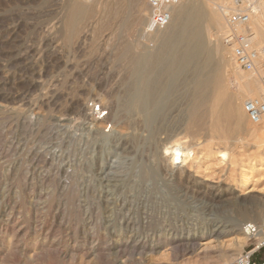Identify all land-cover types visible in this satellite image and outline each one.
<instances>
[{
    "label": "rangeland",
    "instance_id": "obj_1",
    "mask_svg": "<svg viewBox=\"0 0 264 264\" xmlns=\"http://www.w3.org/2000/svg\"><path fill=\"white\" fill-rule=\"evenodd\" d=\"M97 1L94 13L80 26L86 36L76 43L75 37L68 40L64 33V0H0V264H155L164 259L173 264L185 257L200 260L206 254L214 259L221 251L236 256L248 241L245 238L237 250L232 243L235 233L215 239L207 250L200 244L207 238L180 242L173 233L201 228L207 222L205 196L197 190L211 188H200L198 183L218 185L217 193L230 200L225 206L233 204L236 194H252L249 202L254 211L247 218L241 216L240 223L264 227V131L255 136L240 134L236 146L233 137L224 142L214 136L210 139L214 147L208 152L201 143L197 145L208 139L206 130L194 133L199 139L194 134L186 135L189 141L185 138L179 124L180 101L172 99L166 107V121H162L166 130L156 133L143 151L133 149L130 154L136 156L134 160L147 158L155 146L181 136V141L189 143L199 140L195 147L201 154L197 152L184 165L183 173L174 164L173 170L152 179H142V174L140 178L133 158L119 159L116 133L98 136L96 126L73 103L82 97L87 105L98 104L104 90L121 85L132 61L128 49L133 0ZM229 1L209 3L214 2L210 4L218 12L216 5ZM149 40L154 46L148 49L158 47L156 40ZM218 43L223 46L221 37ZM230 63L236 74V80L228 84L232 89L249 74ZM126 122L132 125L133 121ZM110 124L100 129L109 132ZM262 124L249 122L248 127ZM137 140L125 141L130 148L142 141ZM216 147L225 148L230 159H217ZM252 163L261 169L248 173ZM121 174L125 177H118ZM245 177H250L247 188L254 186L255 190L239 195ZM225 206L213 207V214L224 219L234 216L233 211H220ZM34 250L40 251L39 257Z\"/></svg>",
    "mask_w": 264,
    "mask_h": 264
},
{
    "label": "bare ground",
    "instance_id": "obj_2",
    "mask_svg": "<svg viewBox=\"0 0 264 264\" xmlns=\"http://www.w3.org/2000/svg\"><path fill=\"white\" fill-rule=\"evenodd\" d=\"M100 1H97V3ZM209 1L210 0H180L172 10L170 22L163 29L148 35L144 32V25L146 24L145 22L147 21L148 15L147 2L144 0H133L134 15L129 29L132 37V39H129L131 40V44L129 41L131 47L126 43L127 46L130 47L128 51L131 53L132 61L129 63L130 66L126 72L125 78H122L120 82L121 85H111V87H109L110 89L102 92V96L98 100L99 103L96 104L99 107L98 112H94L92 108L85 104L82 97H79L73 102L75 108L83 114L84 118L89 119L92 126H96V134H98V136L107 138L113 133H116V144L120 150L118 153L119 159L124 157H128L129 159L133 158L132 162L135 161L136 167L140 172H138L140 175L138 176L141 178L143 175L142 179L145 176L152 179L161 175L163 171H168L169 169L173 170L172 168L174 164H177L179 173H183L184 165H187L188 162L194 160L196 153L201 150L198 151V148H196L197 146L195 147V144L197 141L199 142V140H195L196 143L191 140L192 143L188 142L189 139L186 136L188 134L191 135L200 130H206L205 132L208 134L202 132L205 134V137L208 136V139L206 140L205 138V141L202 139V142L204 141V143L202 144V142H199L197 145L201 143L203 149L210 152L209 150L214 147H212L213 142L210 141L215 137L219 139L221 138V141L224 142L227 141L226 139L228 137H233L232 143L233 146H236V144L239 143L237 138L242 137L240 134L248 133L251 136H255L261 135L264 131V115L259 123H263L260 127H248L250 121L243 108L244 99L260 95L259 93L260 90H262V87L259 78L246 72L249 75H246L239 81L235 82V86L233 85L234 88L231 89V87L228 86L231 80H236V74L233 72L234 70L232 71L229 67L231 64L230 62H233V60L230 51L224 45L220 46V43H218L219 38L224 32L222 30L223 13L220 6L226 2L217 5L215 4L218 13L213 9L214 6H211L214 2H210L212 3L210 4ZM112 2L114 3V1ZM93 3H95V0H64L61 10L67 11V16L65 20H63V23L65 24H62L65 25L64 28H66V32L64 33H66L65 35L68 40L75 37V40L73 41L80 43V41L84 39L86 32L85 30H81L80 26L84 19L86 20L88 17L90 18L94 13ZM253 12L254 13L250 16V20L247 23V28L250 31L252 43L256 44V42L260 40H263L264 42V0L256 1L253 6ZM117 15L118 14L116 13V18ZM149 39H154L158 43V47L154 50L148 49L149 47L144 45L145 41ZM172 99H174L175 102L180 101L179 104H177L178 111L182 117L179 124L181 127L183 126L185 132L184 135L186 136L184 137L188 139V141H181V139H183L181 136V139H174L161 147L158 145L155 146L154 150H150V154L152 155L147 158L140 156L138 160H134V157L136 158V156L133 157L130 154L132 150L134 149L135 152L141 151L147 143L155 140L156 133H159L166 128L163 126L164 123H162V121L166 118V107ZM127 116H132L133 120H127ZM126 121H133L131 123L132 125ZM165 121L166 120H164V122ZM105 123H111L109 127L110 129L112 128V130L106 132V130L104 131L100 129L101 125H104ZM105 127L107 128V126ZM181 134L178 133V135ZM196 136L197 135H195V137ZM200 137L201 136H199V138ZM126 138H132V140L138 139L137 141L140 139L142 141L130 145V148H128L125 141ZM199 138L197 136L195 139ZM235 138L236 140H234ZM259 138L261 137L259 136ZM219 148L220 147H216L215 150V153L217 154L216 158L221 162L228 161L230 159L228 151L225 148ZM125 163H127V161H125ZM189 165L191 164L189 163ZM259 169H261V166L255 169V164L252 163L248 173H254ZM110 175L112 176V174ZM122 176V174L118 175V177L121 178ZM249 178L250 177H245L243 179V182L240 185L241 190H239V195L247 194L255 190L254 186L247 188ZM198 184L201 185L200 188L203 186L211 188L210 190H197V193H200L201 196H205L203 201L209 209V212L207 213L209 215L207 222L204 227L201 228H189L186 231H180L179 233L175 231L173 236L180 242H194L202 237L207 238L206 241L202 242V240L200 243L203 246V250H207L215 245V239L235 233V237H233L234 242L232 243L237 244V250H239L241 243L247 238L246 225H248L240 223V217L247 218L248 214L254 211V208H252L253 204L249 202L254 196L250 193L243 197L234 194L235 196L232 199L233 204H231V206H225L228 205L227 203H229L230 200L228 201V199L222 198V196L217 193L218 191L215 189L218 185H212V183L208 186L202 183ZM217 197L220 203H217L219 202L216 200ZM248 205H250V207ZM215 206H225V209L221 207L222 210H219L221 212L233 211L234 216L230 218L226 217L227 219H224L223 217L213 214L214 212L212 208ZM190 219L192 220L193 218L189 217L188 220ZM186 223H188L189 226H193L194 224H192L191 221ZM185 226L188 227L187 225ZM37 248L38 247L35 245L34 249ZM38 251L34 250L35 257L40 252ZM207 255L208 254L203 257L201 256L202 258L200 260L185 257L182 260L178 259L179 261L176 262H187L191 264H223L234 257V253H229L228 251L219 252L214 259ZM155 264H168V261L164 259Z\"/></svg>",
    "mask_w": 264,
    "mask_h": 264
},
{
    "label": "built area",
    "instance_id": "obj_3",
    "mask_svg": "<svg viewBox=\"0 0 264 264\" xmlns=\"http://www.w3.org/2000/svg\"><path fill=\"white\" fill-rule=\"evenodd\" d=\"M88 1V0H86ZM180 0H146L148 5L145 34L151 35L163 29L171 20L172 10ZM257 0H230L221 5L225 30L221 36L223 45L230 51L237 68L259 78L262 91L260 95L247 98L243 108L249 121L257 125L264 115V43L254 44L247 28L250 16L254 13L253 6ZM148 47L154 43L147 41ZM94 112L99 107L93 102L88 105ZM248 244L240 253L223 264H264V227L249 223L246 225ZM173 264H191L176 262Z\"/></svg>",
    "mask_w": 264,
    "mask_h": 264
}]
</instances>
